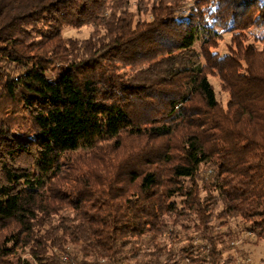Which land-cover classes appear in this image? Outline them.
Instances as JSON below:
<instances>
[{
	"label": "trees",
	"instance_id": "trees-1",
	"mask_svg": "<svg viewBox=\"0 0 264 264\" xmlns=\"http://www.w3.org/2000/svg\"><path fill=\"white\" fill-rule=\"evenodd\" d=\"M130 3L0 0V97L29 127L0 121V264H239L264 241V0L144 24Z\"/></svg>",
	"mask_w": 264,
	"mask_h": 264
},
{
	"label": "rangeland",
	"instance_id": "rangeland-1",
	"mask_svg": "<svg viewBox=\"0 0 264 264\" xmlns=\"http://www.w3.org/2000/svg\"><path fill=\"white\" fill-rule=\"evenodd\" d=\"M159 1L160 0H131L129 8L130 12H132V14L136 16L135 22H141L142 24L151 22L153 20L151 10L153 6H155ZM93 31L94 28L91 26H84L77 29L67 28L64 30L63 38L64 40L84 42L91 38ZM233 36V33L224 34L222 39L217 43V51H219L221 55L226 52L228 53L229 50L234 47L235 44ZM246 38V42L257 44L259 50L264 48L263 40L258 41L260 39H255V37H252L251 34L247 35ZM9 73L11 74V76L14 74L13 70L9 71ZM120 73L127 74L129 76L132 73V70L126 67ZM49 75L52 77L56 76V71L49 73ZM209 78L215 87L219 102L225 106L227 104V101L229 100V95L226 91H224L220 78L218 76H210ZM2 83L3 82L0 81V85ZM1 92L2 88L0 87V94ZM8 102L9 101L4 97H0V121H5L7 123H9L8 120L15 121L17 124L16 126H19V129L27 130L29 127L23 125V120L21 121L20 119L21 113L19 112V108L17 106L8 104ZM22 125L23 127H20ZM139 142L144 141L139 139H125L124 145L125 149L127 150L125 154L130 151L136 150L137 146L140 144ZM115 158L118 159L119 157ZM245 238L246 240L251 242V245H245L244 247L247 253L250 255L248 259H251L253 264H264V241H256V239L252 236H249V238ZM26 257L27 255L24 254L23 258Z\"/></svg>",
	"mask_w": 264,
	"mask_h": 264
},
{
	"label": "built area",
	"instance_id": "built-area-1",
	"mask_svg": "<svg viewBox=\"0 0 264 264\" xmlns=\"http://www.w3.org/2000/svg\"><path fill=\"white\" fill-rule=\"evenodd\" d=\"M238 263L239 264H253L251 259H247V260H243V261L239 260Z\"/></svg>",
	"mask_w": 264,
	"mask_h": 264
}]
</instances>
